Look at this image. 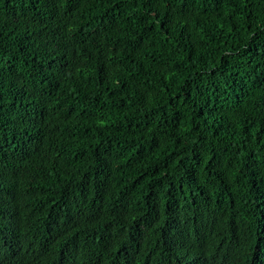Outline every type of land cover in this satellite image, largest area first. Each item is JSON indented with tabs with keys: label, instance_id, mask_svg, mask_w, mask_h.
<instances>
[{
	"label": "trees",
	"instance_id": "obj_1",
	"mask_svg": "<svg viewBox=\"0 0 264 264\" xmlns=\"http://www.w3.org/2000/svg\"><path fill=\"white\" fill-rule=\"evenodd\" d=\"M0 264H264V0H0Z\"/></svg>",
	"mask_w": 264,
	"mask_h": 264
}]
</instances>
